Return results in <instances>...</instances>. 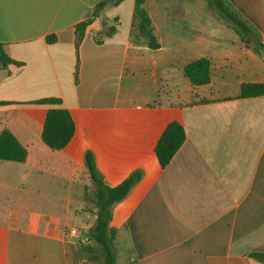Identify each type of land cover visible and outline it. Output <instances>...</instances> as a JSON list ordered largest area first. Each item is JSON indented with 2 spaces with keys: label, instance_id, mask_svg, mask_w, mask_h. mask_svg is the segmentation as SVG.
Masks as SVG:
<instances>
[{
  "label": "crops",
  "instance_id": "obj_1",
  "mask_svg": "<svg viewBox=\"0 0 264 264\" xmlns=\"http://www.w3.org/2000/svg\"><path fill=\"white\" fill-rule=\"evenodd\" d=\"M98 1L0 0V42L18 61L0 69V130L27 150L0 159V264H94L78 250L95 218L86 152L109 186L141 171L111 206L116 264H264L250 255L264 252V94L238 96L264 82V0H227L260 53L206 0H145L157 48L131 36L133 0L104 6L76 45ZM199 57L209 81L195 85L183 66ZM48 96L60 103L31 102ZM55 106L74 122L60 149L41 139ZM172 120L185 138L162 167L154 146Z\"/></svg>",
  "mask_w": 264,
  "mask_h": 264
},
{
  "label": "trees",
  "instance_id": "obj_2",
  "mask_svg": "<svg viewBox=\"0 0 264 264\" xmlns=\"http://www.w3.org/2000/svg\"><path fill=\"white\" fill-rule=\"evenodd\" d=\"M121 0H99L93 7L92 13L86 19L78 22L74 29L76 45L79 43L85 28L99 16L102 8L108 4H117ZM145 0H133L131 36L134 40L146 42L149 48H157L159 42L151 25V20L144 6ZM207 6L239 35L241 41L260 53L263 48L257 30L233 9L227 0H206ZM114 27L106 26L103 22V33L108 36ZM47 41L54 39L53 35L46 37ZM100 41V39H96ZM10 63H18L3 49L0 42V69ZM210 61L207 57L196 58L183 66V74L195 85L209 81ZM264 94V82H243L240 84L238 96L248 97ZM38 104H59L60 99L54 96L41 97L31 101ZM74 131V122L67 108L61 106L49 107L46 110L41 130L42 141L51 149L64 147ZM185 138V132L180 122L169 121L160 133L154 152L159 164L163 167L178 149ZM27 155L26 148L17 140L6 127L0 130V159L21 162ZM84 162L92 183L90 193H85V208L83 211L95 215L93 224L87 234V241L79 242L78 250L94 264H116L114 248V230L109 226L111 206L120 201L141 176L140 169L131 171L123 180L113 186L104 183L97 171L92 154L86 152ZM252 257L264 262V252H253Z\"/></svg>",
  "mask_w": 264,
  "mask_h": 264
},
{
  "label": "rangeland",
  "instance_id": "obj_3",
  "mask_svg": "<svg viewBox=\"0 0 264 264\" xmlns=\"http://www.w3.org/2000/svg\"><path fill=\"white\" fill-rule=\"evenodd\" d=\"M90 192H91V190L88 191V193H90ZM92 218H93V217L90 216V218H88V219H92ZM90 221H91V220H90ZM92 222H93V221H92ZM91 226H92V225L87 226V227L83 230V237H86V240H85V241H87V234H88V232H89ZM114 248H115V246H114ZM116 250H117V252L119 253V247H118V246L116 247ZM117 264H121V260H120L119 258H118Z\"/></svg>",
  "mask_w": 264,
  "mask_h": 264
}]
</instances>
